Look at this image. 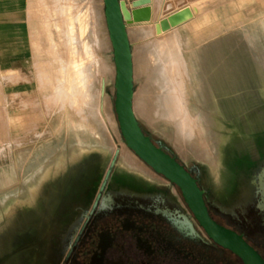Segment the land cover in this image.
<instances>
[{
    "label": "rangeland",
    "instance_id": "374dc122",
    "mask_svg": "<svg viewBox=\"0 0 264 264\" xmlns=\"http://www.w3.org/2000/svg\"><path fill=\"white\" fill-rule=\"evenodd\" d=\"M150 7L149 21L128 26L136 117L196 172L209 202L245 213L256 202L253 169L237 178L238 198L218 187L225 188L228 163L264 130V0H152ZM185 7L191 19L157 33ZM27 14V82L12 88L9 126L0 134V264H88L66 257L115 156L106 190L130 206L188 210L178 187L121 135L103 0H28ZM202 117L218 142L220 171L203 152V137L178 141L182 127L197 136ZM249 157L260 162L257 145ZM120 169L137 175L135 184L117 180ZM130 192L165 194L174 203Z\"/></svg>",
    "mask_w": 264,
    "mask_h": 264
},
{
    "label": "flooded vegetation",
    "instance_id": "af4514ba",
    "mask_svg": "<svg viewBox=\"0 0 264 264\" xmlns=\"http://www.w3.org/2000/svg\"><path fill=\"white\" fill-rule=\"evenodd\" d=\"M252 138L253 144L239 151V157L228 163L227 173L223 175L225 188H218L223 195L238 198L237 178L242 173L249 175L253 169L250 183L254 188L255 205L235 215L206 199L212 217L242 234L264 258V130L254 133ZM254 145L262 155L259 163L249 157ZM191 171L197 177L196 172ZM119 173L117 180L135 184L132 179L137 175L125 169H120ZM106 185L107 181L94 196L66 259L75 255L88 264H243L236 254L208 236L179 188L188 211L180 205L174 209L164 205L130 206L122 197L106 190ZM129 195L174 203L165 194L130 192ZM81 240L83 245L78 249Z\"/></svg>",
    "mask_w": 264,
    "mask_h": 264
},
{
    "label": "water",
    "instance_id": "95a60500",
    "mask_svg": "<svg viewBox=\"0 0 264 264\" xmlns=\"http://www.w3.org/2000/svg\"><path fill=\"white\" fill-rule=\"evenodd\" d=\"M104 15L115 64L114 110L126 145L155 172L167 178L181 191L184 201L208 236L220 246L236 254L243 264H264L262 255L233 229L218 223L210 214L205 189L198 178L172 151L155 141L136 117L134 98V64L128 26L151 19V0H103ZM193 17L185 7L163 19L157 33L168 30ZM116 156L112 159L104 188Z\"/></svg>",
    "mask_w": 264,
    "mask_h": 264
},
{
    "label": "crops",
    "instance_id": "0c3cea01",
    "mask_svg": "<svg viewBox=\"0 0 264 264\" xmlns=\"http://www.w3.org/2000/svg\"><path fill=\"white\" fill-rule=\"evenodd\" d=\"M28 0H0V134L7 132L12 88L27 82Z\"/></svg>",
    "mask_w": 264,
    "mask_h": 264
},
{
    "label": "bare ground",
    "instance_id": "6f19581e",
    "mask_svg": "<svg viewBox=\"0 0 264 264\" xmlns=\"http://www.w3.org/2000/svg\"><path fill=\"white\" fill-rule=\"evenodd\" d=\"M150 5H152V0H151V3H150ZM151 9H152V14H154V12H153V8L151 7ZM194 10V9H193ZM194 13V12H193ZM144 22V21H143ZM145 99V98H144ZM166 103H168V102H166ZM164 104V103H163ZM160 105H162V104H160ZM171 106V105H170ZM166 107V106H165ZM156 108H158V107H156ZM155 108V109H156ZM162 108V107H161ZM170 108V107H169ZM172 108V107H171ZM175 108V107H174ZM146 109V108H145ZM177 109V108H176ZM143 110V109H142ZM157 110V109H156ZM146 111H147V109H146ZM159 110H157V112H158ZM164 111H165V109H164ZM163 111V112H164ZM176 111V110H175ZM160 112V111H159ZM166 113V112H165ZM164 113V114H165ZM166 115V114H165ZM164 115V116H165ZM205 115V114H204ZM203 115V116H204ZM144 116V115H143ZM163 115H162V113H161V117H162ZM160 117V118H161ZM166 117V116H165ZM205 117H208V116H205ZM167 119H169V117L167 116L166 117ZM166 118L164 119V120H166ZM201 118V117H200ZM203 119H204V117H202ZM206 119V118H205ZM203 120L204 121V123L205 124H203V122H201V120L199 121L200 123H201V130L200 129H198V131H197V136H195V133H194V136H193V133H189L188 131H186L185 130V127H182L183 125H180L183 129V132H181L180 133V135H181V137L179 138V137H176V138H179V140L178 141H180L181 143H183V144H185L187 141L189 142L190 140H193L194 142H197V141H200V139L203 137V139H201L202 141H203V144L205 145V147H206V151H203V152H205L206 154V156L207 157H210L211 159H212V163H213V165H214V167H216V169H217V171H220L221 170V160H222V155H221V151H219V145H218V142H216V138H215V134H214V132H213V129L211 128V124H210V122H208V120L206 119V120ZM179 120V119H178ZM170 121H172V119L170 120ZM179 121H181V122H183L182 120H179ZM206 121V122H205ZM176 122V121H175ZM178 122V121H177ZM185 122V121H184ZM171 123H174V121L173 122H171ZM180 123V122H179ZM175 124H178V123H175ZM185 124V123H184ZM174 126H176V132H177V129H179V125L177 126V125H174ZM185 126V125H184ZM180 131V130H179ZM178 133V134H177ZM176 133V135L177 136H179V132H177ZM196 137H197V139H196ZM196 139V140H195ZM209 146H210V148H209ZM196 148V147H195ZM197 149V148H196ZM214 171V170H213ZM217 174V173H216ZM217 176V175H216ZM218 177V176H217Z\"/></svg>",
    "mask_w": 264,
    "mask_h": 264
}]
</instances>
